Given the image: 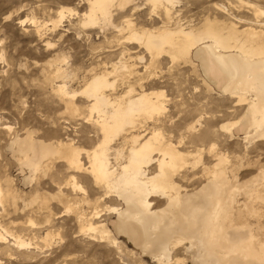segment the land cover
<instances>
[{
    "label": "rangeland",
    "instance_id": "obj_1",
    "mask_svg": "<svg viewBox=\"0 0 264 264\" xmlns=\"http://www.w3.org/2000/svg\"><path fill=\"white\" fill-rule=\"evenodd\" d=\"M91 2L0 0V264H192L183 247L171 250L170 260L160 263L133 246L128 237L117 235L110 221L117 217L110 209H122L123 204L104 193L89 173H75L63 160H50L43 172L30 173L9 146L28 133L48 144L65 142L82 152L81 161L88 168L86 152L102 141L95 121L87 120L91 103L83 95L73 97L80 109L76 114L57 95L61 85L71 94L78 93L96 76L105 75L114 84L107 91L113 98L123 97L131 88L134 96L164 95L165 109L156 118L160 121L156 129L187 154L188 164L178 174L180 185L194 192L205 183L202 166H212L213 158L203 151L200 163L194 165L200 150L213 144L227 158L229 171L241 167L238 180L249 181L264 171V141L249 143L245 135L235 133L245 108L234 97L231 100L215 91L193 57L186 62L172 60L164 52L150 55L131 36L164 30L199 31L205 24L224 33L231 27L239 33H264V0H178L173 6L116 0L110 18L100 17L93 27L86 25ZM223 125L231 131L222 132ZM192 126H196L195 132H190ZM152 127L150 124L149 129ZM204 133L207 135L201 139ZM126 138L129 134L113 146L114 164L116 151L123 145L125 151L129 148ZM154 168L151 173L156 172ZM194 174L198 180L191 183ZM72 175L80 188L71 186ZM239 201L246 202L243 197ZM251 205L260 217H247L246 222L254 228L264 227V204ZM73 206L79 213L68 210ZM162 206L164 203L155 208ZM87 221H110L108 230L116 243L85 233L82 229ZM18 241L27 245L20 246Z\"/></svg>",
    "mask_w": 264,
    "mask_h": 264
},
{
    "label": "bare ground",
    "instance_id": "obj_2",
    "mask_svg": "<svg viewBox=\"0 0 264 264\" xmlns=\"http://www.w3.org/2000/svg\"><path fill=\"white\" fill-rule=\"evenodd\" d=\"M91 1L86 25L93 27L100 17L110 18V7L116 0ZM149 1L156 6L165 3L173 6L178 0ZM61 15L63 18V13ZM131 37L132 41L142 43L150 55L159 56L164 52L172 60L186 62L193 57L215 91L231 100L234 97L236 104L245 108L242 120L234 126L235 133L245 135L249 143L264 141V33L253 30L239 33L234 27L224 33L205 24L199 31L164 30ZM85 85L83 90L72 94L61 85L57 96L69 102L76 114L80 109L73 97L83 95L91 103L87 120L95 121L102 141L93 151L85 153L89 167L83 165L79 149L65 142L54 145L35 140L32 133L17 138L9 146L19 164L37 174L48 161L63 160L75 173H89L96 185L105 189L104 193L123 204L122 209H110L117 217L110 220L114 232L128 237L133 246L158 258L160 263L170 260L171 250L183 247L192 264H264V227L254 228L246 222L247 217H260L259 210L251 202L264 204V171L247 182H240L237 172L241 167L229 171L227 158L213 144L208 150L202 148L196 157L194 166L200 163L203 151L208 152L215 163L202 166L200 176L205 183L191 192L178 181V174L188 164L187 154L168 143L156 129V124L160 123L156 118L165 109L164 95L134 96L131 88L123 97L113 98L107 91L114 89V84L105 75L96 76ZM150 124L153 125L151 130ZM195 127L192 126L190 132H195ZM220 129L230 132L232 128L223 125ZM125 134L130 136L126 138L129 148L126 152L123 145L116 151L114 164L111 151ZM206 135L204 133L201 139ZM120 160L125 162L120 163ZM153 167L155 173H151ZM72 178L71 186L80 188L76 176ZM194 179H197L196 174L190 182ZM239 197L246 202L240 203ZM160 203L164 206L156 209V204ZM76 206L68 210L77 213ZM81 213L83 219L85 215ZM98 218L99 213L95 219ZM109 222L87 221L81 229L115 244L108 230ZM17 244L27 245L22 241Z\"/></svg>",
    "mask_w": 264,
    "mask_h": 264
}]
</instances>
